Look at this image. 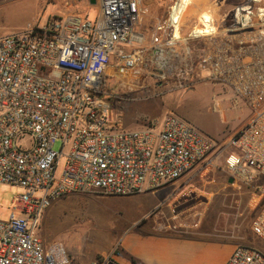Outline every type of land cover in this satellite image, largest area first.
Instances as JSON below:
<instances>
[{
	"label": "built area",
	"instance_id": "obj_1",
	"mask_svg": "<svg viewBox=\"0 0 264 264\" xmlns=\"http://www.w3.org/2000/svg\"><path fill=\"white\" fill-rule=\"evenodd\" d=\"M97 4L95 21L69 13L0 37V187L25 190L14 198L17 214L0 222V264L71 263L62 243L48 245L38 236L46 212L62 198L131 196L213 166L215 141L185 118L168 114L136 130L109 118L110 105L101 96L110 73L137 74L146 54L164 69L169 60L163 54L181 38H174L170 15L169 32L157 28L149 48L127 49L144 43L136 32L140 0ZM204 17L198 18L203 28ZM235 17L224 35L216 28L191 34L204 44L196 53L187 48L186 63L175 72L188 85L229 87L252 112L226 146L225 166L233 182L251 188L259 200L251 224L258 243L238 244L226 264H264V0H252ZM90 264L118 262L111 254Z\"/></svg>",
	"mask_w": 264,
	"mask_h": 264
},
{
	"label": "rangeland",
	"instance_id": "obj_2",
	"mask_svg": "<svg viewBox=\"0 0 264 264\" xmlns=\"http://www.w3.org/2000/svg\"><path fill=\"white\" fill-rule=\"evenodd\" d=\"M91 1L0 0V37L23 30L29 24H43L51 17L69 13L95 21L99 9L97 0L95 4ZM177 1L140 0L142 14L136 32L143 35L144 43L126 48H149L157 28L167 30L169 27L172 8L174 10ZM250 4L252 0H193L182 16L181 40L176 42L174 50L163 54L169 60L166 68L158 67L146 54L137 74L120 77L110 73L106 91L101 97L110 105L111 120H121L125 128L136 130L148 121L160 122L166 115L176 114L215 141V151L209 156V160L214 162L210 168L193 171L177 180L181 182L177 185L174 184L177 181L168 182L157 189L131 196L93 192L73 194L56 201L46 212L38 236L48 245L62 243L68 250L70 264H90L106 255L118 256L124 233L134 224L143 225L147 219L167 209L168 202L182 194L185 186L188 189L181 195L180 201L183 209L194 210L197 207L203 212L207 208L204 218L220 223L233 214L238 215L237 225L249 238L241 244L258 241L252 233L251 224L259 213V200L251 188L231 182L225 166V158L231 151L226 146L249 121L252 112L242 100L234 97L229 87L209 81H195L188 85L175 72L177 66L186 63L187 48L196 53L204 44L202 38L192 39L190 36L194 27H201L198 18L210 14L217 32L224 35L232 28L237 10ZM163 31H159L160 40L166 39ZM60 148L61 142L58 141L54 150ZM24 192L21 187H0V222H7L13 213L17 214L14 198ZM170 212L166 214L172 220L170 222L186 217L185 214Z\"/></svg>",
	"mask_w": 264,
	"mask_h": 264
},
{
	"label": "crops",
	"instance_id": "obj_3",
	"mask_svg": "<svg viewBox=\"0 0 264 264\" xmlns=\"http://www.w3.org/2000/svg\"><path fill=\"white\" fill-rule=\"evenodd\" d=\"M187 189L185 186L181 193ZM182 194L173 197L157 216L143 225L134 224L124 233L116 256L118 264H226L236 246L249 239L237 225L238 215L225 218L223 223L207 221L203 216L207 208L202 212L197 207L180 206ZM169 210L186 217L170 222L166 217Z\"/></svg>",
	"mask_w": 264,
	"mask_h": 264
},
{
	"label": "bare ground",
	"instance_id": "obj_4",
	"mask_svg": "<svg viewBox=\"0 0 264 264\" xmlns=\"http://www.w3.org/2000/svg\"><path fill=\"white\" fill-rule=\"evenodd\" d=\"M193 0H178L176 7L174 8L173 12L171 13V19L173 20V24H175V36L174 38L179 39L181 38V32L179 28V21L183 18V14L187 11L188 7L191 5ZM203 22L205 27L195 28L191 34L193 35H203L209 34L215 31V27L211 23V20L208 16L204 17ZM175 20V22H174Z\"/></svg>",
	"mask_w": 264,
	"mask_h": 264
},
{
	"label": "water",
	"instance_id": "obj_5",
	"mask_svg": "<svg viewBox=\"0 0 264 264\" xmlns=\"http://www.w3.org/2000/svg\"><path fill=\"white\" fill-rule=\"evenodd\" d=\"M91 2H92V4H95L96 3V0H92ZM231 182H233L232 179H231Z\"/></svg>",
	"mask_w": 264,
	"mask_h": 264
},
{
	"label": "trees",
	"instance_id": "obj_6",
	"mask_svg": "<svg viewBox=\"0 0 264 264\" xmlns=\"http://www.w3.org/2000/svg\"><path fill=\"white\" fill-rule=\"evenodd\" d=\"M131 260H132L134 263H137L136 259L132 258Z\"/></svg>",
	"mask_w": 264,
	"mask_h": 264
},
{
	"label": "clouds",
	"instance_id": "obj_7",
	"mask_svg": "<svg viewBox=\"0 0 264 264\" xmlns=\"http://www.w3.org/2000/svg\"><path fill=\"white\" fill-rule=\"evenodd\" d=\"M235 161V158L233 157V161L232 162H234Z\"/></svg>",
	"mask_w": 264,
	"mask_h": 264
}]
</instances>
